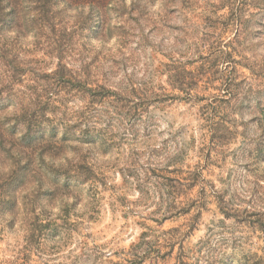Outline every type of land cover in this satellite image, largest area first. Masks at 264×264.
Returning a JSON list of instances; mask_svg holds the SVG:
<instances>
[{
    "label": "clouds",
    "instance_id": "clouds-1",
    "mask_svg": "<svg viewBox=\"0 0 264 264\" xmlns=\"http://www.w3.org/2000/svg\"><path fill=\"white\" fill-rule=\"evenodd\" d=\"M0 264H264V0H0Z\"/></svg>",
    "mask_w": 264,
    "mask_h": 264
}]
</instances>
